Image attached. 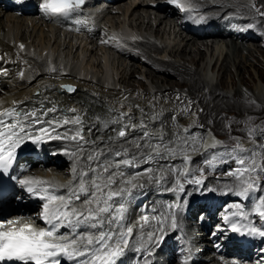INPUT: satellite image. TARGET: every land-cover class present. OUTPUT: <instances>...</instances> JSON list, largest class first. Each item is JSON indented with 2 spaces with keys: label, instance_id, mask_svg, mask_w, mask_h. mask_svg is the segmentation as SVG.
I'll return each instance as SVG.
<instances>
[{
  "label": "bare ground",
  "instance_id": "bare-ground-1",
  "mask_svg": "<svg viewBox=\"0 0 264 264\" xmlns=\"http://www.w3.org/2000/svg\"><path fill=\"white\" fill-rule=\"evenodd\" d=\"M122 1L115 3V7H117V9L120 5L119 3ZM128 1L129 3L127 6L132 14L139 13V11H144L148 16V18H146L147 16L143 17L140 14V21L138 23L143 26L146 25L145 27H147V30H144V27L141 33L143 32L148 37V35H150L149 33L153 32V34L156 36L157 34L159 35L161 32H164V29L167 28L169 31L173 32L172 34H174V36L178 35V38L181 39V43L185 42V46H183L181 49L179 48L180 46H178L176 50H172L170 52V56L175 55L176 57L180 58V61H182V65L174 61H167L162 58H159L160 60L149 59V61L151 60L150 62L154 63L157 66V70L153 71L150 69L149 71L151 72L147 74L149 76L148 78H151L152 85L154 84L151 91H148V89H146L145 85L143 84L136 83L134 85H130L129 83H124V81L121 79L126 87L131 90V92H129L127 95H124L120 90H117L111 86L112 83L110 82L108 73V68L110 67V65H108L109 60L104 59L99 61L98 67H100L99 69L101 70V76L99 79H97V83H95V76H91L90 73L85 71V69L83 70L81 67L79 68V63H71L68 60H65L63 56L62 59V57H59L61 56L60 54H56L57 52L54 54L55 51H50L48 49L49 46H45L46 41L45 44H43V46L45 47H43L40 51H37L38 49H33V46L32 48L30 46H27L28 44L25 43V38H23L21 35L20 37L22 38H18V40L16 41V39L14 38V31L6 30L8 26L6 27V24L3 23V14L0 15V68H5V76L2 77L4 79L0 80V89H2L3 87V90L0 93L11 89H13V91L15 90V86H10L11 83H9L8 85V81L17 84V91H14L11 94L9 93V95L5 94L4 97H0V108L15 104L19 105L20 108L39 107L42 104L44 106L50 107H62L68 111H71V109H75V112L71 111L73 117L78 115L87 123L85 130L86 139L78 144L73 145V147H75L73 150L70 149L67 152L60 151V153L57 152V155L51 157L46 156L44 166L47 168L50 164L52 167H54L53 171L50 170L49 173L47 171V173L45 172L46 174L44 173V175H42L43 172L38 173V176L54 178L60 182L66 181V186L69 187L73 184L74 178L68 180L69 173L67 162H70L73 165H88V167H86L85 169H80L74 172V175L78 174L81 176L77 179L74 188L80 186V182L84 183L85 181H87L88 183H86L85 188L87 189V192H92L95 190L92 187L93 181L95 180L97 182L98 180L95 178V176L89 175L87 171H89L90 169H95L93 167L98 166V162L101 163L106 153H111L113 150H117L121 154H123L122 152H128L135 156L136 159H139L141 156L139 150L144 147L142 143L144 139L141 138V133H144L145 135L156 140L160 139V137L157 136L160 133L156 134V130L151 127V125L153 126V124L158 123L156 121H159V123L163 122L164 125H167V127L171 125V129L176 132L174 139L175 143H179V145L172 144L168 146V148L171 149L172 153L175 156H180L181 149H179V151L176 148H184V143L186 141L185 138L181 137V135L177 133L178 129L176 126L178 124L189 127L195 124V122L198 120L200 122L205 121L203 120L205 117L208 121L211 120L217 122V119L225 114H229L231 116V121H233L235 117H238L239 120L240 116H243L242 119H244L245 116L251 119L254 111L261 112L264 110V108H262L264 100L262 101L263 103L257 102L261 98L258 100L252 94L247 95L245 92H243L245 94H242L238 91H235L233 95L231 94L232 96H229L222 91H218L219 89H217L214 85L211 88L206 85V82L212 84V81H214L215 77L211 73V69L217 66L218 73L220 75H218V79L216 78V80H218L220 85H223L224 75L229 76V78L231 79L230 76L232 71L230 67L232 66V64L236 70L239 81L243 82L244 85L245 83L246 86L249 85L247 83V78L245 75V73L249 74V68H253L257 72L258 78L263 81L264 72L260 69V65L262 62L259 60V57H263L264 59V42H259L257 43V45H255L256 48H254V50H257V53L261 55L258 57L251 47L249 48V46L242 45L241 42L240 45V43L234 41L232 37L223 35L222 31L217 25L212 31L202 35L192 36L187 33L182 34V31L184 32V30L177 26L176 13L171 9L160 7L152 9L153 11H150L149 13L147 11L149 10V8L143 2L144 0ZM212 1H221L222 3L226 2L220 5L222 8L235 7L234 9H244L246 5H253L254 7L258 8L257 12L261 13V17L259 18L264 19V0H251L250 3L249 0ZM227 4L234 5V7H230ZM213 7L217 8L219 7V5L217 7L213 5ZM1 8L2 7H0V14L2 13ZM151 13L154 16L153 18H151ZM26 18L30 19V17ZM147 19L149 20L148 22H146ZM8 22L9 21L7 20V23ZM33 22H35L36 25L39 23L38 20H33ZM165 22L167 24L164 25ZM39 24L41 25L49 23ZM49 25L55 27L51 23ZM121 28L122 27H120L117 31H111L108 28V31H106V33H108L110 37L113 35L111 38H108V42L114 44L117 41V45L121 47L120 51L125 50L126 52H132L133 48L139 49L140 47V49H142L143 51V54L139 55L137 59L128 56L132 61L138 60L141 63V57L147 59V56H145L146 54H148L147 51H152L160 54L158 47L154 44L153 41L147 38L146 40L142 39L143 35H139L138 33H136L138 34V36H136L134 34V31H129L128 28ZM99 33H101V30L95 32L92 35L95 38L92 41L101 39L99 37ZM45 37L47 36L45 35ZM195 37H198L197 39L200 41H194V39L192 38ZM131 38L133 40H131ZM216 39H218L219 41H217ZM38 40L36 41L37 43L39 42ZM42 40L40 43L43 42ZM22 41H25L23 42V46ZM124 44H126L127 47H122V45ZM191 44L193 47L196 46V50L194 52L189 50L185 51ZM60 47H58V49ZM72 47H74L73 49L75 52L79 48V44L74 46L72 45ZM203 47L207 49L206 51L210 50L211 59H214L215 53L217 54V58L214 62H210L208 64L206 62L204 68L207 67L210 71H208V69L202 71L200 78V74L198 75L199 72H197L196 70L194 71V69H190L186 62L194 65L195 67H199L200 63H203L206 57V52H204ZM238 58H241L239 62H237L236 60ZM32 61L34 62V64L32 63ZM75 62H77V60ZM168 63L170 64L167 65ZM256 63H258V66L257 68H254L253 66L256 65ZM156 66L154 67L156 68ZM130 73V76L134 75L135 71H132ZM156 75L163 78V80H161L165 84H167V87H159V85L155 84V79H158ZM168 77H180L181 79L187 81L190 91L183 92V90L182 92H178L177 87L172 86V83L169 82V80L171 79H168ZM60 82H70L76 84L77 88L72 95L61 94L58 91V85ZM136 85L143 90V93L140 94L133 91V87H135ZM36 90H39V94L34 96V92ZM224 97L227 100L232 99L235 102H229L228 104V102L224 100ZM77 98H79V102H77ZM207 98L209 100H207ZM198 112L199 115L197 116L196 113ZM121 113H123L122 116ZM149 125L150 127L148 128ZM215 125L218 126L217 123H215ZM120 130L125 131L126 135L124 137H120L118 135V132ZM195 130L196 129L192 126L190 133ZM161 133L163 134L165 132ZM188 139H190V137H188ZM132 140L135 141L132 142ZM186 144L190 146V142H186ZM72 151H74V153H72ZM70 154H72V160L67 159L68 155ZM165 157L170 158L168 154L161 153V155H155L151 158H147L146 160L151 164H161L162 166H164V164H169L168 162L164 161ZM179 158L181 159V157ZM173 159L178 162L176 165L178 167L180 165L178 158L175 157ZM259 161H261V158L260 160L257 159V163H259ZM62 165L66 167V169H64L66 170V175L63 177L59 175L55 176L56 171L58 172L59 168L62 167ZM151 169H156V167L151 165ZM29 172L36 173L37 170L35 168H32V170L29 169ZM152 176H155V173L152 174ZM113 179L115 180V183L119 181L117 176H113ZM262 187L264 188V182ZM74 204L78 210L81 208L80 203ZM87 206L92 207L95 205L84 204V207ZM24 210L28 212V219L35 218V216L32 215V213L35 212L34 208H24ZM172 220L173 219H169L167 221V223H169V229L172 227ZM175 224L176 226L180 224V218H175ZM163 259H166V261L158 262L157 264H168L173 260L170 254L164 256L161 260Z\"/></svg>",
  "mask_w": 264,
  "mask_h": 264
},
{
  "label": "snow or ice",
  "instance_id": "snow-or-ice-1",
  "mask_svg": "<svg viewBox=\"0 0 264 264\" xmlns=\"http://www.w3.org/2000/svg\"><path fill=\"white\" fill-rule=\"evenodd\" d=\"M171 2H175V0H171ZM81 3L82 0H44L41 7L46 14L69 17L75 9L80 7ZM176 6L182 7L179 3ZM68 91H74V89L68 88ZM48 111H55V109ZM71 111L75 112V109H71ZM122 115L123 113H121ZM4 116L13 117L15 123L0 130V173H8L16 160L17 148L25 139L30 138V134L25 132L26 126L32 122H41V116L36 111L24 113L21 116L14 109H7L0 112V125L4 124L2 119ZM72 122L80 124V116H75ZM63 123L67 124L69 121L65 119ZM41 131L48 133L47 128L41 129ZM118 135L124 137L126 133L124 130H120ZM78 137L83 139L79 130L71 139L76 140ZM42 139L43 137H36L31 142L34 145L39 144ZM123 163L130 164V161L125 160ZM238 163L242 167L238 168L235 173L241 179L237 195L247 197L259 188L258 181L261 173H264V162L257 164L252 159L248 164H245V160L240 159ZM104 171L107 172L108 169L105 168ZM244 174H247V178H243ZM96 179H102V177ZM17 183L28 193L38 196L43 201L40 217L48 227L37 230L32 225L26 224L19 229L3 230L4 223H0V264L4 261H14L17 264H60L61 258L78 261V264H90V261L92 264H95L96 261L99 264H116V260L122 254L120 246L128 243L132 228L127 227L126 232L118 233L103 229L106 223L109 226L115 224L117 228H123L121 222L126 212L127 198L132 196L133 189L137 187L132 184L131 180L124 182L131 187L122 186L118 191L112 190L115 180L111 176L105 183H96L94 180L92 187L95 191L83 203L94 204L95 207H87L83 210H78L74 204L80 199V193L87 194V189L83 184H81L79 192L70 188L66 195H58L56 190L50 191L48 187H45V181L32 177L17 178ZM179 190H183V185H180ZM256 211L264 220V198L259 200ZM234 214L240 215L242 219H247V215L243 212ZM225 219L227 220V217ZM143 220L146 222L148 217L145 215ZM6 223L11 224L12 221L9 220ZM172 227H176L175 218L172 220ZM62 228L69 229L70 233H61ZM81 229H85V231H81ZM90 229L99 231L92 232L89 231ZM244 229H247L248 235L264 238V228H256L251 223L240 228L235 223L232 224L233 232L239 231L243 235L245 234ZM80 257H84V259L80 260Z\"/></svg>",
  "mask_w": 264,
  "mask_h": 264
},
{
  "label": "rangeland",
  "instance_id": "rangeland-1",
  "mask_svg": "<svg viewBox=\"0 0 264 264\" xmlns=\"http://www.w3.org/2000/svg\"><path fill=\"white\" fill-rule=\"evenodd\" d=\"M246 1H248V0H246ZM250 2H251V0H249V3ZM128 3H129L128 0L122 1L119 3L120 4L119 6H121V7L118 6V9H115L116 10L115 12L106 13V15H105V19H106L105 26H106V28L107 29L109 28V30H111V31H115V30L117 31V30H119L120 27L125 28V29L128 28L131 31H138V32H140V35H143L142 39L146 40V38H147V39L154 42V44L158 47V49L160 51L159 53L161 55L157 54L156 52L147 51L148 54L145 55V56H147L146 57L147 59L141 57L142 59L140 58V60H141V63H140L138 60L132 61L129 58H124L121 55H116L112 51H108V50L103 49L104 47L97 46V47L93 48L92 47L93 45H90V46L86 45L85 46L82 44V42L79 43V48L76 50L77 52L76 51L74 52V49H73L74 47H72V45L74 46V40L71 41L70 38H68L67 36H64L62 34L58 35L56 27H53L49 24H41L40 25L39 23L36 25V23L33 22V20L31 18L30 19L26 18L28 16H25V15L13 16L11 14V11H8V12L2 11V13L0 15L3 14L2 15L3 23L6 24V27L7 26H8L7 28L10 27L9 29L6 28V30L7 31L8 30L14 31V38L16 39V41L18 40V38L20 39L23 37V38H25L26 42L22 41V45H24L23 42H25L26 44H28L27 46H30L31 48L33 46V49H36V50L38 49L37 51H40L45 46H49L48 49L50 51H53V52L55 51L54 54L56 52H57L56 53L57 55L60 54L61 55V56H59L60 58L63 56L65 58V60H68L71 63H74V64L79 63V65H78L79 68L81 67L83 70L85 69V71L90 73L91 76L96 77L95 83H97V79H99L101 76V70L99 69L100 67H98L99 61L104 60V59L109 60L108 65H110V67L108 68V73H109V77H110V82L112 83L111 86L117 90H120L124 95H127L129 92H131V90L128 89L124 83H129L130 85L140 83V84L145 85V88L148 89V91L152 90L154 84L152 85L151 78H148L149 76L147 74L149 72H151V71H149L150 69L153 71L157 70V66L154 63L150 62L151 60L149 61V59L160 60L162 58V59H165L167 61L170 60V61H174L176 63L181 64L182 61H180V58L176 57L175 55L170 56V52L172 50H176L178 48V46H180L179 47L180 49L183 46H185L184 45L185 42L181 43V39L178 38V35L174 36V34H172L173 32L169 31L167 28L164 29V32H161L159 35L157 34L156 36L153 34V32L149 33L150 35H148V37L143 32L141 33V31H143V29L146 25L143 26V25H140L138 23L140 21L139 17L141 15L143 17L144 16L146 17L147 15L145 14L144 11H139V13H133L132 14L131 11L128 9V6H127ZM147 11L150 13V11L152 12L153 10L149 9ZM151 15H152V13H151ZM263 16H264V14H263ZM153 17L154 16L152 15L151 18H153ZM5 18H6V20H5ZM146 18H148V16ZM7 20L9 21L8 23H7ZM148 21L149 20L147 19L146 22H148ZM146 22H145V24H146ZM165 24H167V23L165 22L164 25ZM33 28L34 29L36 28L37 30L36 29L34 30ZM146 28L147 27H145L144 30H147ZM38 30H39V32H38ZM24 33H26V34H24ZM134 33L136 34V32H134ZM182 34H186V33L182 31ZM20 35L22 37H20ZM45 35L48 38L45 37ZM40 38H42L43 40ZM47 39H48V41H47ZM192 39H194V41H198V42L200 41L197 38H192ZM37 40L39 41L38 43L36 42ZM41 40L43 41L42 43H40ZM216 40L219 41L218 39H216ZM34 41H35V43H34ZM45 41H46V44H45ZM47 42H48V44H47ZM77 42H79V40ZM19 44H21V43H19ZM43 44H45V46H43ZM242 45L249 46V48L251 47L252 50L255 51V53L257 54L258 57L261 56L257 53V50H254V48H256L255 45H257V42L243 41ZM261 46H263V45H261ZM39 47H40V49H39ZM58 47H60V48L58 49ZM195 47H193L191 44L187 47V49L185 51L189 50V51L194 52L196 50ZM51 48H53V49H51ZM139 49H137V51L139 53H142V51H141L142 49L141 50H139ZM71 50H73V51H71ZM206 50L207 49L204 48V52H206L205 61L203 63H200L199 67H195L194 65L186 62L190 69H192V70L194 69V71L196 70L197 72H199L198 75L200 74L199 75L200 78H201L202 71L208 69L207 67L204 68V66L206 65V62H207V64L210 62H214L217 58L216 57L217 54L215 53L214 59H211L210 58L211 57L210 50L209 51H206ZM78 51H79V53H78ZM78 56H79L80 60L78 59ZM63 57H62V59H63ZM240 59L241 58L236 59L237 62H239ZM76 60H77V62H75ZM259 60L262 62L260 65L261 66L260 69L264 72V63H263L264 59H263V57H259ZM252 62H253V60H252ZM32 63L34 64L33 61H32ZM169 64L170 63H168L167 65H169ZM257 64L258 63H256V65H254L253 67L257 68V66H258ZM154 66H156V68ZM209 68H210V66H209ZM230 68L232 71L231 76H230L231 79L229 78V76L224 75L223 76L224 77L223 85H220L218 80H216V78L218 79V75H220L218 73V66L211 69V71H212L211 73L213 74L215 79H214V81H212V84H209V82H206V85H208L209 88H211L214 85L217 89H219L218 91H222L229 96H232L235 93V91H238L239 93H242V94L246 93L247 95L252 94L258 100L261 98L257 102H262L264 100L263 99L264 98V80L261 81L258 78L257 72L253 68H249V71H250L249 74L245 73L246 78H247V83L249 84L248 86H246V83L244 85L243 82L239 81L236 70L233 67V64ZM37 69H38V67H37ZM247 69H248V67H247ZM132 71H135V73H134V75L130 76V74H131L130 72H132ZM208 71H210V70L208 69ZM152 77H153V75H152ZM156 77L158 78V79H155L156 85H159V87H163V86L165 87L167 85L162 81L163 80L162 77H159L157 75H156ZM172 78L173 77H168V79H171V80H169V82L172 83V86L177 87L178 92H182L183 90H184L183 92L190 91L187 81L181 79L180 77H174L173 79ZM121 79L124 81V83ZM9 83H11L10 86L14 85L15 86L14 91H17L16 90L17 84H15L14 82L8 81V85H9ZM133 88H134L133 89L134 92H137L140 94L143 93V90L140 87H138L137 85ZM2 90H3V87H2V89H0V92ZM14 91H13V89L6 90V91L0 93V97H4L5 94L9 95V93L11 94ZM243 92H245V93H243ZM34 96H36V95H34ZM225 97H224V100L226 102H228V104H229V102H235L232 99L227 100ZM78 100H79V98H77V102H79ZM207 100H209V99L207 98ZM262 108H264V104L262 105ZM203 110H204V108H203ZM196 115L198 116L199 112L196 113ZM230 117L231 116L229 114H225V115L221 116L220 118H218L217 122L211 121V120L208 121V120H206V117H205L203 120H205L207 122H205V121L200 122L198 120L192 126L195 129H198L199 127L207 129L212 134V136L220 142V144L222 145V149H225L224 152L227 149H229V150H231V152H233V154H236L237 156H241L240 158L244 159L246 162H249L252 159H254L257 162V159L260 160V158H261V161H259V164H261V162H264V110L261 112L260 111H257V112L254 111L251 119L247 118L246 116L244 117V119H242L243 116H240L239 120H238V117H235L233 119V121H231ZM104 121H105V119H104ZM215 123H217L218 126L215 125ZM170 126L171 125H169V127ZM177 126H179V124ZM198 130H200V129H198ZM185 140H186V142H189V141L195 142L196 139L190 137V139H188V140L185 139ZM237 145H239V147H237ZM224 152L221 153L220 151H213V152H210L208 154H205L204 156H202L201 159L200 158L197 159V161L199 163L198 167H202L203 164L205 163L204 168H203V173L205 175H211V174H214L216 172L224 171L225 170V164H226V159H224ZM123 161H125V160H122L119 162H123ZM50 166L51 165L49 164L47 169L49 168L50 170L53 171L54 167H52V166L50 167ZM64 169H66V167L62 165V167L59 168L58 172L56 171L57 174L55 173V176H57V175H59V176L62 175L61 177L65 176L66 170H64ZM50 170L48 171V173L50 172ZM45 172L47 173V171H45ZM42 174H44V173H42ZM194 174H199V173L197 172V170H195ZM189 179L194 180V181L197 180L194 176H191V175L189 176ZM161 212L162 213H156L155 216H162L165 218V212L164 211H161Z\"/></svg>",
  "mask_w": 264,
  "mask_h": 264
}]
</instances>
